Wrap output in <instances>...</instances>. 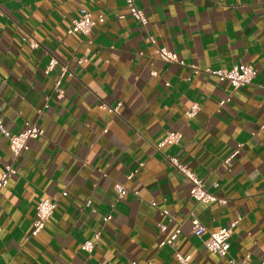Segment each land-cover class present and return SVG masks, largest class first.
<instances>
[{"label": "crops", "instance_id": "crops-1", "mask_svg": "<svg viewBox=\"0 0 264 264\" xmlns=\"http://www.w3.org/2000/svg\"><path fill=\"white\" fill-rule=\"evenodd\" d=\"M135 1L146 26L125 0H0V120L11 132L27 122L45 132L0 192V264H180L160 246L178 228L176 250L194 264L264 258V0ZM82 5L105 16L89 36L68 33ZM151 36L183 63L160 59ZM239 64L257 75L238 89L204 71ZM170 131L180 141L158 147ZM167 155L227 202L196 201ZM10 162L0 131V176ZM47 197L55 213L31 236ZM192 213L210 232L238 220L229 256L206 248ZM96 232L89 254L82 244Z\"/></svg>", "mask_w": 264, "mask_h": 264}, {"label": "built area", "instance_id": "built-area-1", "mask_svg": "<svg viewBox=\"0 0 264 264\" xmlns=\"http://www.w3.org/2000/svg\"><path fill=\"white\" fill-rule=\"evenodd\" d=\"M128 5L129 13L133 16L139 23L143 26L148 24V17L143 9L139 8L135 0H125ZM79 17L72 20L71 26L68 30V33H80L86 36H89L94 27L99 22H104L105 16L103 14L99 15L97 18L93 16V13L84 5L80 7ZM152 43L156 46V52L160 59L166 62H180L183 63L178 55L168 49L165 46H160L157 44V41L154 37L151 36ZM31 46L38 47L39 43L30 39ZM59 61L56 58H52L49 62L48 70L49 72L53 67H55ZM198 69V68H197ZM64 71L67 72L68 68L64 67ZM205 73L216 76L222 82H229L234 89L245 87L253 81L257 75V70L254 66L249 64H239L235 65L230 69L224 68H208L204 70ZM58 86L60 83L58 82ZM62 91H60L61 93ZM224 103V102H222ZM200 109V106L197 103L191 105L187 110L186 114L189 118L195 116L197 111ZM0 131L9 141L10 151H11V162L6 164L4 171L0 176V192L3 191L9 184L11 178L17 174V168L15 166L16 160L30 148V140L37 139L44 135V129L41 128L38 124L34 122H27L26 126L20 132H11L8 130L2 120H0ZM181 133L178 131H170L167 133L165 138L159 143L158 147H163L166 144H175L180 141ZM240 154V147H238L231 156L225 160L229 164L234 158ZM168 160L179 169L187 178L191 181L190 193L191 196L198 202L203 203H226L227 200L218 197L214 193L210 192L204 180L197 175L191 168L183 164L177 157L167 155ZM116 188L121 197L127 193V189L120 184L116 185ZM63 195H67V192H64ZM91 201L87 202L89 206ZM57 208L56 201L47 197L42 199L36 206V215L33 220V229L31 236H37L47 225L48 221L54 215ZM165 214H168V211H164ZM238 220L233 221L229 226L222 227L216 231H208L206 226L201 222V220L192 213V231L199 237H204L208 235L205 240L206 248L213 254H216L220 257L229 256L231 248V238L233 235L234 228L236 227ZM161 231L167 229V225L164 223H159ZM181 230L176 229L168 238L160 242V246H172L175 248V256L180 264H194L191 254L182 253L179 250H176V247L179 244V235ZM100 239V232H96L94 237L87 239L82 244V250L91 254L95 248L97 241ZM132 264H136L133 262ZM149 264H154L149 262ZM228 264H251V256L247 254L244 258L238 259L234 257H229ZM260 264H264V258L261 260Z\"/></svg>", "mask_w": 264, "mask_h": 264}]
</instances>
